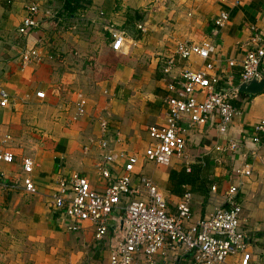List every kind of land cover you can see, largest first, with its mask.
<instances>
[{
    "label": "crops",
    "instance_id": "obj_1",
    "mask_svg": "<svg viewBox=\"0 0 264 264\" xmlns=\"http://www.w3.org/2000/svg\"><path fill=\"white\" fill-rule=\"evenodd\" d=\"M31 2L55 9L57 16L21 34L18 28ZM221 11L229 19L216 28L213 18ZM250 25L264 29V0H0V90L8 96L7 104L0 105V141L3 134L11 135L0 147L15 156L13 164L1 167L12 173L24 156L31 157L37 186L31 195L0 189V264H108L106 245L96 243L92 223L81 221L73 230L51 206L60 179L72 173L103 190L108 180L100 175L98 164L108 150L137 156L134 176L150 177L171 210L189 190L190 223L211 213L220 204L219 195L238 185L241 229L252 254L250 263L258 264L264 249V133L254 125L264 114V89L240 92L232 100L239 105L224 132L217 117L199 125L185 120V150L168 166L144 158L147 127L164 121L165 99L171 95L166 76L202 66L194 55L180 58L176 43L209 39L219 88L230 79L239 86L240 64L251 44ZM106 26L127 34L121 51L112 49ZM35 44L39 60L22 66L21 52ZM170 57L172 68L166 64ZM261 72L264 77V61ZM46 105L51 108L42 116ZM103 139L107 148L100 144ZM229 140L237 145L231 155L215 149ZM122 162L119 158L118 171ZM192 164L204 167L207 184L186 183L183 193L170 192V170L189 171Z\"/></svg>",
    "mask_w": 264,
    "mask_h": 264
},
{
    "label": "built area",
    "instance_id": "obj_2",
    "mask_svg": "<svg viewBox=\"0 0 264 264\" xmlns=\"http://www.w3.org/2000/svg\"><path fill=\"white\" fill-rule=\"evenodd\" d=\"M25 9L26 14L18 28L21 34L32 32L43 19L57 16L55 9L41 8L37 2L29 3ZM228 19V13L221 11L213 18V25L221 28ZM138 28L143 29L141 25ZM106 29L112 49L121 51L127 34L112 26H106ZM247 30L251 44L240 64L239 83L262 77L264 29L250 25ZM174 51L182 59L192 55L198 57L202 66L197 70L184 67L176 76H166L165 87L171 95L165 99L164 121L147 127L149 141L144 150L145 161L161 166H168L174 156L183 154L186 139L182 123L185 120L199 125L217 117L219 129L224 132L237 111L231 101L240 93L238 85L231 79L227 80L225 88H219L220 76L213 71L215 64L209 39L178 41ZM39 57L35 44L21 52L20 61L25 66ZM166 64L172 68L173 57L167 58ZM232 64L233 61H229V65ZM0 97V105L5 106L7 93L0 90ZM78 110L81 114V108ZM101 128L106 132L105 120L101 121ZM254 129L264 133V114ZM10 140L9 133L3 134L0 144ZM100 144L102 148L108 147L105 139ZM236 147V142L229 140L215 149L231 155ZM119 158L123 162L118 171ZM14 161V153L6 146L0 147V189L36 194L34 160L24 156L18 170L7 173L2 169V165ZM137 161L133 154L108 150L98 164L100 175L108 180L103 190L91 187L85 176L72 173L66 179H60L59 188L52 196V208L73 230L79 222L90 221L96 243L106 245L108 264H251L249 243L240 225L242 197L238 185H230L219 195L220 204L211 213L190 223L192 193L185 191L171 210L150 177L134 176ZM210 191L215 193L216 186L212 185ZM262 216L264 218V211ZM258 264H264V249L259 253Z\"/></svg>",
    "mask_w": 264,
    "mask_h": 264
},
{
    "label": "trees",
    "instance_id": "obj_3",
    "mask_svg": "<svg viewBox=\"0 0 264 264\" xmlns=\"http://www.w3.org/2000/svg\"><path fill=\"white\" fill-rule=\"evenodd\" d=\"M231 102L235 108L239 105L238 102ZM203 169L204 167L201 164H192L189 171H186V169L180 171L170 170L168 190L174 194H181L183 193V184L188 183L195 186L200 181L201 185H206L207 180H204Z\"/></svg>",
    "mask_w": 264,
    "mask_h": 264
},
{
    "label": "water",
    "instance_id": "obj_4",
    "mask_svg": "<svg viewBox=\"0 0 264 264\" xmlns=\"http://www.w3.org/2000/svg\"><path fill=\"white\" fill-rule=\"evenodd\" d=\"M264 89V77L255 78L249 82H242L238 86L239 92L246 94H256Z\"/></svg>",
    "mask_w": 264,
    "mask_h": 264
},
{
    "label": "rangeland",
    "instance_id": "obj_5",
    "mask_svg": "<svg viewBox=\"0 0 264 264\" xmlns=\"http://www.w3.org/2000/svg\"><path fill=\"white\" fill-rule=\"evenodd\" d=\"M65 105V104H64ZM67 107V106H66ZM51 108L50 106H45L42 108V116L47 115V113L49 112L48 109ZM66 111V110H65ZM78 112H80L79 110H77V115H80ZM65 123V122H64Z\"/></svg>",
    "mask_w": 264,
    "mask_h": 264
}]
</instances>
